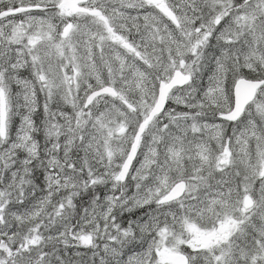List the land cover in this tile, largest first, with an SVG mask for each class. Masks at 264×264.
<instances>
[{
    "label": "snow or ice",
    "instance_id": "obj_1",
    "mask_svg": "<svg viewBox=\"0 0 264 264\" xmlns=\"http://www.w3.org/2000/svg\"><path fill=\"white\" fill-rule=\"evenodd\" d=\"M0 264H264V0H0Z\"/></svg>",
    "mask_w": 264,
    "mask_h": 264
}]
</instances>
